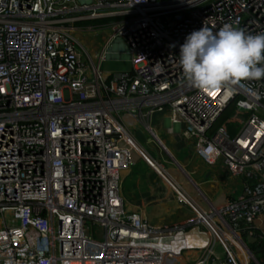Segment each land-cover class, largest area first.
Returning a JSON list of instances; mask_svg holds the SVG:
<instances>
[{
    "label": "built area",
    "instance_id": "1",
    "mask_svg": "<svg viewBox=\"0 0 264 264\" xmlns=\"http://www.w3.org/2000/svg\"><path fill=\"white\" fill-rule=\"evenodd\" d=\"M99 19L110 33L93 61L73 31ZM226 23L264 33V0H0V264H163L149 241L171 230L126 210L119 193L133 154L153 167L125 127L153 112L168 118V133L178 126L193 140L205 164L219 160L241 179L218 208H197L173 188L192 211L189 222L211 235L191 264H259L264 77L207 92L187 83L179 65L188 34ZM104 59L130 67L106 74ZM233 99L243 122L233 134L223 125L211 131Z\"/></svg>",
    "mask_w": 264,
    "mask_h": 264
},
{
    "label": "crops",
    "instance_id": "2",
    "mask_svg": "<svg viewBox=\"0 0 264 264\" xmlns=\"http://www.w3.org/2000/svg\"><path fill=\"white\" fill-rule=\"evenodd\" d=\"M113 72L117 71H104L106 74ZM143 121L144 130L148 133L144 125L148 126L155 137L150 139L148 133L146 146L137 140L134 130L132 137L137 138L150 159L164 168L158 165L171 187L167 188L165 180L159 179L153 168L133 154L132 163L121 171L119 179L123 205L126 210L137 212L151 226L171 230L169 235L149 241L164 252L163 264H191L199 251L212 243L211 235L202 224L189 222L192 218L190 209L176 196L173 187L197 208L206 209L208 204L218 208L226 198L239 193L241 179L230 175L219 160L213 165L205 164L196 155L193 140L184 138L178 126H172L173 133H168L169 121L164 114L153 112ZM152 138L158 147L148 144ZM160 147L166 154L161 152ZM245 243L248 245L251 242L247 239Z\"/></svg>",
    "mask_w": 264,
    "mask_h": 264
},
{
    "label": "clouds",
    "instance_id": "3",
    "mask_svg": "<svg viewBox=\"0 0 264 264\" xmlns=\"http://www.w3.org/2000/svg\"><path fill=\"white\" fill-rule=\"evenodd\" d=\"M179 65L187 83L201 91L261 79L264 77V33L245 34L228 23L215 33L202 26L188 34L180 45Z\"/></svg>",
    "mask_w": 264,
    "mask_h": 264
},
{
    "label": "rangeland",
    "instance_id": "4",
    "mask_svg": "<svg viewBox=\"0 0 264 264\" xmlns=\"http://www.w3.org/2000/svg\"><path fill=\"white\" fill-rule=\"evenodd\" d=\"M97 21H83L76 26V31H73V35L75 36L78 47L81 52V54L85 58H90L94 61L96 58V54L100 51V46L103 43V40L107 35L110 33V28L107 25H98L96 23ZM99 22V21H98ZM103 22V21H101ZM100 22V23H101ZM130 67L129 61L126 59H104L99 64V69L104 71H121V70H127ZM148 115L141 116L137 118V122L132 125H125L126 129L128 127L129 132L131 135H133V130L136 132V136H138V141L146 146V138H148V133L143 128V120L146 119ZM245 118V114L242 113H236L229 119V124H231L232 129L234 132L238 128V126L243 122ZM226 128V126H225ZM134 136V135H133ZM151 139V136L149 137ZM134 139L140 148V150L143 153H146V151L142 148V146L137 142V140ZM148 144H154L156 147L157 144L155 143V139L152 138V141ZM161 152L165 153L163 148L160 147ZM166 154V153H165ZM148 155V154H147ZM158 165L161 167L160 163ZM163 168V167H161ZM164 169V168H163ZM164 171V170H163ZM158 178L160 179L161 176L156 172ZM165 176V175H164ZM182 196V195H181ZM183 197V196H182ZM185 199V197H183ZM188 205V204H187ZM189 207V206H188ZM190 209V208H189ZM190 214H192V211L190 210ZM94 229V228H93ZM243 240L246 242L247 238L243 237ZM257 257V256H256Z\"/></svg>",
    "mask_w": 264,
    "mask_h": 264
},
{
    "label": "trees",
    "instance_id": "5",
    "mask_svg": "<svg viewBox=\"0 0 264 264\" xmlns=\"http://www.w3.org/2000/svg\"><path fill=\"white\" fill-rule=\"evenodd\" d=\"M106 19H102L100 21H105ZM235 114V108H234V99L228 102L225 107L219 112V114L216 116V118L213 120L210 130H214L215 128L219 126H226V131L229 134H233L234 131L231 130L232 126L229 124V119ZM209 130V131H210ZM248 247L251 251L256 252L257 245L255 243H249ZM260 256L258 257L259 264H264V252L259 251Z\"/></svg>",
    "mask_w": 264,
    "mask_h": 264
},
{
    "label": "bare ground",
    "instance_id": "6",
    "mask_svg": "<svg viewBox=\"0 0 264 264\" xmlns=\"http://www.w3.org/2000/svg\"><path fill=\"white\" fill-rule=\"evenodd\" d=\"M160 176H161V178H163L164 180H165V184H167L166 186H167V188H168V186L169 187H171V184H169L167 181V178L164 176V174H163V172H162V170H161V168L158 166V164H157V162H154L153 163V167H152ZM173 187V186H172ZM174 188V187H173ZM175 189V188H174Z\"/></svg>",
    "mask_w": 264,
    "mask_h": 264
},
{
    "label": "snow or ice",
    "instance_id": "7",
    "mask_svg": "<svg viewBox=\"0 0 264 264\" xmlns=\"http://www.w3.org/2000/svg\"><path fill=\"white\" fill-rule=\"evenodd\" d=\"M213 95H215V93H213Z\"/></svg>",
    "mask_w": 264,
    "mask_h": 264
}]
</instances>
